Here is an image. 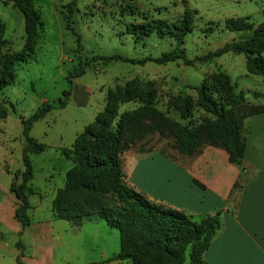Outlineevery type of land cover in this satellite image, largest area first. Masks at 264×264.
I'll return each instance as SVG.
<instances>
[{"label": "rangeland", "instance_id": "1", "mask_svg": "<svg viewBox=\"0 0 264 264\" xmlns=\"http://www.w3.org/2000/svg\"><path fill=\"white\" fill-rule=\"evenodd\" d=\"M70 1H34L42 22L34 53L16 66L14 82L0 90V108L7 113L6 118L0 117V187L7 186L10 175L23 170L25 139L21 119L29 118L43 103L55 105L34 121L30 129V135L45 144L44 151L31 156L34 170L31 187L35 193L29 195V203L34 222L53 218L54 187L63 185L65 172L71 165L62 149L71 146L76 134L102 112L110 98L116 100L121 114L141 106L149 95L153 105L170 119L195 124L210 116L199 107L196 88L204 82L210 85V77L222 71L236 84L235 92L247 89L244 91L248 100L264 103V76L246 71L245 56L238 53L227 52L192 66L181 60L163 64L147 61L144 65L119 60L96 61L81 76L69 77L80 67L84 57L122 55L139 59L170 51L175 46L170 35L159 37L152 33L134 37L126 33V25L139 23L144 18L176 23L185 9L195 13L193 29L185 36L183 47L190 59L202 56L226 42L243 39L251 32L229 31L225 28V19L249 17L254 25L264 22V0H75L73 11L69 12L71 29H67L64 13L69 10ZM0 22L5 25L4 38L7 40L1 52L22 50L26 40L24 16L12 1L0 0ZM208 27L212 28L210 32H207ZM65 92L69 93L65 106L59 107L58 100L65 98ZM177 96L192 100L190 117L181 118L174 109ZM175 142L171 134L143 137L122 154L125 174L129 175L132 153L155 149L173 154L178 152ZM126 180L128 182L127 176ZM37 193L42 194L41 199L35 195ZM34 203L37 205L33 208ZM99 220L106 226L104 220ZM56 222L64 225L57 229L61 237L50 246L49 264H128V261H105L119 251L117 229L105 227L101 233L97 227L90 235L86 225L74 226L65 220ZM27 251L39 256L33 248ZM5 263L15 264L12 254H6Z\"/></svg>", "mask_w": 264, "mask_h": 264}, {"label": "trees", "instance_id": "2", "mask_svg": "<svg viewBox=\"0 0 264 264\" xmlns=\"http://www.w3.org/2000/svg\"><path fill=\"white\" fill-rule=\"evenodd\" d=\"M8 1H12L13 6L24 16L26 40L22 50L2 53L7 40L4 38L5 25L0 22V90L14 82L16 66L33 55L38 29L42 24L39 12L33 5L35 0H4L5 3ZM67 5L69 10L64 13V21L66 28L71 29L72 15L69 12L73 11L75 0ZM194 13V10L185 9L176 23L159 18H144L139 23L126 25V33L134 37L149 36L152 33L159 37L170 35L175 42L170 51L157 57L146 56L139 59L122 55L84 57L80 67L71 72L69 77L81 76L96 61L119 60L144 65L147 61L163 64L181 60L185 65L192 66L196 62H206L227 52L244 54L247 71L264 76V22L254 25L249 17L227 18L224 21L226 29L251 31L249 35L190 59L183 46L185 36L193 29ZM211 30V27L207 28V32ZM210 82V85L204 82L196 88L199 107L210 114L198 123L182 124L170 119L153 105L149 95L145 96L141 106L121 114L117 110L116 100L110 98L102 112L76 134L71 146L62 149V154L71 165L65 172L63 185L55 190L51 200L52 215L55 219L66 220L74 226L81 225L84 220L99 218L110 228L117 229L119 251L106 258V262L204 264L205 250L222 229L220 216L223 210L216 209L213 213L194 218L182 210L149 198L127 182L122 154L145 136L155 133L160 136L171 134L176 140L175 148L178 152L194 156L205 145L220 147L227 151L229 161L244 171L248 135L244 118L253 113L264 112V105L246 103L244 92H235L234 84L222 71L212 75ZM68 95L65 92V98L58 100L59 107L65 106ZM173 107L181 118L192 115L193 103L188 97L177 96ZM53 108L55 105L43 103L29 118L21 119L25 139L22 147L23 170L13 174L9 190L18 199L14 217L22 228L31 224L28 198L35 193L31 187L34 178L31 156L45 149L44 143L30 135V129L34 121ZM6 116V111L0 108V117L4 119ZM242 184L243 178L240 175L233 185L230 202L236 201ZM16 246L20 248L21 242L18 241ZM22 253L20 251L17 257V264H22Z\"/></svg>", "mask_w": 264, "mask_h": 264}, {"label": "crops", "instance_id": "3", "mask_svg": "<svg viewBox=\"0 0 264 264\" xmlns=\"http://www.w3.org/2000/svg\"><path fill=\"white\" fill-rule=\"evenodd\" d=\"M244 90L247 89L238 91H243L246 96ZM246 103L264 105L248 100L247 96ZM244 126L248 130L244 171L229 161L226 150L212 145H205L194 156L155 149L130 155L128 182L149 198L194 218L216 209L223 210L220 216L222 229L205 250L204 264H264V112L246 116ZM240 175L243 184L236 201L230 202L233 185ZM10 176L7 186L0 187V264H6V254H12L17 264L20 251L23 252L20 256L22 264H49L50 246L61 237L57 229L64 225L56 221L63 220L54 217L31 220L29 226L22 228L14 217L18 199L9 190ZM57 188L54 187V192ZM35 195L42 198V194ZM100 221L92 218L79 226L86 225L90 235L97 227L103 233L109 226ZM97 237L98 233L93 238ZM18 241L21 242L20 248L16 246ZM28 248L37 250L39 256L27 253Z\"/></svg>", "mask_w": 264, "mask_h": 264}]
</instances>
